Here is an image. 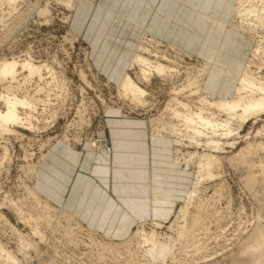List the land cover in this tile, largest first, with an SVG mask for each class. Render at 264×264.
<instances>
[{
    "label": "rangeland",
    "instance_id": "obj_1",
    "mask_svg": "<svg viewBox=\"0 0 264 264\" xmlns=\"http://www.w3.org/2000/svg\"><path fill=\"white\" fill-rule=\"evenodd\" d=\"M63 1L22 0L18 11L6 15L5 24L0 25V59L12 57L26 59L30 56L34 63L47 64L53 68V71L45 69L42 78L35 75L25 81L22 77L28 73L22 72L18 76L19 82L14 84L19 95L33 96L34 129L17 127L18 134L0 136V204L6 201L0 209V215L2 214L0 246L14 253L20 264H110L115 262L110 255L107 261L97 260L99 244L95 246L91 239H88L90 238L88 232L96 231L95 234L100 238L92 234L94 238L97 237L98 240L107 243H122V240L127 239L137 230L138 224L132 227L128 236L125 234L126 236L119 238V236H111L114 235V231L93 228L76 216L82 225V228L77 230L75 222L68 223L60 217L45 223L41 218L42 209L38 201L29 192L32 188L37 189L35 186L37 179L33 171L35 167H41L45 162L42 159L43 155L47 156L49 150L57 143L88 153L92 143L100 144L106 139L110 141L109 133L111 135L112 130L109 120L111 119L125 117L129 118V121L144 120L150 135L152 133L150 120L153 115L155 117L161 114L170 99L172 85L154 79L148 87L149 97L154 104L145 107L130 105L117 91L118 79L110 76L113 73L112 68L109 69L106 61L102 67H98L96 63L97 55L105 49L102 46H105L106 35L103 31V20L96 19L95 10L104 15H109V12L95 2L92 6H88L85 2H97V0H71L72 7H68ZM104 1L107 0H98L99 3ZM79 3L82 6L80 10L77 8ZM134 3L136 6L141 2L136 0ZM234 3L235 0L225 14L224 19L227 23ZM42 9H47L46 15L39 13ZM200 13L206 14L202 9ZM98 21L101 24L99 30L97 25H94ZM119 22L114 26L123 25L125 20ZM131 26L133 28L131 27L129 32L136 36L133 32L135 27L132 24ZM230 28L232 26L226 27L231 35H226L225 47L214 46L212 41L203 53V57L146 32L140 34L134 53L142 37L146 36L160 42L159 49L157 48L159 52H166L168 56L172 55L171 58L179 55V60L185 65L187 63L199 66L204 57L210 58L211 50H214L216 55L220 52L225 58L227 57L226 63H223L230 66L233 71H230L229 75L226 71L223 77L219 78L215 74H223V71L214 73V68L210 74L212 79L206 81L209 86H205V90L212 97H231L239 76L251 57L256 40L243 32L238 31L241 35L235 34ZM116 33L118 35L119 30ZM93 36H95L94 43ZM107 43H109L107 46H113L114 49L120 46L113 39L108 40ZM129 47L127 44L118 47L121 55L126 57L131 48ZM175 48L181 52L177 53ZM236 54H242L243 58L240 59L241 55L235 57ZM216 58L215 56L214 59ZM81 73L85 74L89 85L82 79ZM129 73L135 77L134 71L130 70ZM0 93H6L1 86ZM3 109V103L0 101V110ZM138 128L133 130H140ZM240 131L239 135L236 134L229 139L231 143L234 140L232 146L229 141L230 144L224 145V151L215 153L221 158L220 167L215 169L216 175H219L204 182L202 188H205H201L199 197L196 196L195 205L190 206L188 224L192 221L191 216L200 217L199 224L194 228V239L192 238L194 243L177 241L173 247L174 251L172 250L173 254L166 264H253L250 256L242 249L250 234L252 235L257 227H264V150L259 146L264 144V114L245 122ZM156 141H151L150 145L160 147L159 149L153 147L151 151L157 153V166L161 173L158 192L161 196L156 203L151 200L157 207L155 212V218L159 220L157 222L164 224V227L158 231L170 235L173 233L174 238H177L176 234L168 229L177 214L168 216L167 212L171 209L174 211L180 209L183 202L180 198L181 190L189 188L194 176V168L190 167L189 171H185V166L175 159V146L168 142L164 146L162 142ZM163 149L167 154H163ZM187 150L194 151L196 148L189 147L184 151ZM199 150L202 151L201 148ZM240 153H249V161L245 163L240 162L239 159L231 161L232 157ZM91 154L102 155V153ZM39 194L44 199L47 198L40 192ZM46 200L55 207H61L48 198ZM197 204L204 206L199 205V207ZM152 221L142 222L146 224L147 231L150 230L149 224ZM37 230L39 233L36 232ZM80 240L85 241V244ZM21 243L27 246L22 248ZM137 243L138 239L137 241L135 239L133 248H136ZM21 248L23 253L20 251ZM1 256L2 253H0V263L3 260ZM126 257L127 254L121 256L116 263L126 264L124 261Z\"/></svg>",
    "mask_w": 264,
    "mask_h": 264
},
{
    "label": "bare ground",
    "instance_id": "obj_2",
    "mask_svg": "<svg viewBox=\"0 0 264 264\" xmlns=\"http://www.w3.org/2000/svg\"><path fill=\"white\" fill-rule=\"evenodd\" d=\"M21 2L22 0H0V25L5 24L6 15L18 11ZM63 2L68 7H72L71 0H64ZM116 3L120 5L122 2L117 1ZM47 12V9L39 10L41 15H46ZM229 25L236 31L243 32L256 40L251 57L240 74L238 84L231 97H212L210 93L206 92L205 86L208 85L206 81L211 79V63L202 61L199 66L182 64L184 62L179 60V55L171 58L172 55L171 57L168 56L165 51V53L159 52L160 42L153 37H142L136 52L127 64L126 70L120 75L117 73L123 69V66L120 67V70L115 66L119 54L117 49L106 45L103 46L104 51L98 54L96 59L98 67L104 66L106 61L109 69L112 68L113 73L111 75H115L114 78L118 79L117 91L130 105L145 107L154 104L149 97L148 90L154 79H160L162 82H169L172 85H170V99L161 114L155 117L153 115L150 120L152 133L149 136L152 140L173 144L175 146V159L185 166V171H189L190 167L194 168V176L189 188L181 190L180 198L183 202L180 209L170 212V215H177L168 229L172 230L177 238H174L173 233L170 235L159 232L158 229L163 228L164 224L157 221H152L149 224L151 225L149 231L146 230V224L138 223L137 230L133 231L127 239L122 240V243H107L98 240L100 237L95 234L96 231L94 233L90 230L88 232L90 238L88 237V239H91L95 246L99 244L97 247L100 250H96L98 261H107V257L110 255L115 261L110 264H117L119 258L127 254L124 260L126 264H166L173 254V247L177 241L187 242V244L188 242L194 243L192 241L195 233L194 228L199 224L200 217L195 215L192 218L191 216V224H188L187 219L191 214L190 206L194 204L204 182L219 175H216L215 169L220 167L221 158L215 153L224 151V145L230 144L229 139L241 133L240 129L245 122L264 114V0H237ZM121 34L123 31L120 32L119 37H115L116 41H120ZM110 35L111 37L115 36L112 32ZM176 51L179 53L180 50L176 49ZM45 69L53 71V68L47 64L34 63L30 56L26 59L20 57L0 59V86L6 91L5 94L0 93V101L4 106V109L0 110V136L18 134L17 127L23 126L34 129L35 102L33 96L19 95L14 84L19 82L18 76L22 72L28 73L22 77L25 81L35 75L42 78ZM130 70L131 72L134 71L135 77L129 73ZM81 74L82 79L89 85L85 74ZM223 139L227 141L223 142ZM103 146L106 148L104 149ZM259 146L264 150V144ZM189 147H195L196 150L184 151ZM200 148L202 151L199 150ZM5 151H7L6 148ZM88 153L111 155L110 141L106 139L100 144L92 143ZM249 155V153H240L232 157L231 161L239 159L240 162L245 163L249 161ZM42 159L44 161L46 155H43ZM40 168L35 167L33 171L35 179H38L37 175ZM186 176L189 177L188 173ZM29 192L38 201L42 209L41 218L45 223L60 217L68 223L75 222L76 230L82 228L80 221L72 213L62 207H55L49 200H46L47 198L44 199L37 189L32 188ZM151 202L152 205L156 206L152 200ZM5 204L6 201H3L0 204V209ZM199 205L204 206L203 204ZM199 205L197 204V206ZM260 227H257L252 235L250 234L242 249L250 256L253 264H264V227ZM36 232L39 233L38 230ZM92 234L98 238H94ZM135 239L136 241L138 239V243L136 248H133ZM23 246L27 245L21 243L22 248ZM0 253L3 257L0 264H20L17 256L2 246H0ZM23 256L27 257L25 254Z\"/></svg>",
    "mask_w": 264,
    "mask_h": 264
},
{
    "label": "crops",
    "instance_id": "obj_3",
    "mask_svg": "<svg viewBox=\"0 0 264 264\" xmlns=\"http://www.w3.org/2000/svg\"><path fill=\"white\" fill-rule=\"evenodd\" d=\"M116 1L85 2L88 6L94 5L95 2L109 12V15H104L95 10L96 19L103 20L105 46L111 39L118 42L115 37H119L120 32L123 31L118 44L120 46L127 44L131 47L126 57L121 55L118 48L120 46L117 47L119 54L115 66L119 70L123 66L117 75L126 70L136 42L144 32L200 57H203V53L212 41L214 46L225 47L226 35H231L226 27H230L229 23L237 2L235 0L227 23L224 19L225 14L228 8L232 7L230 4L234 0L232 2L231 0H140L141 3L136 6L134 3L136 0H118L122 2L120 5ZM79 5L78 10L82 8ZM201 9L205 10L207 15L201 14ZM124 20L123 25L114 26L116 22L121 23ZM131 24L135 27L133 32L136 36L129 32ZM94 25H97L99 30L100 21L95 22ZM230 29L235 34H240L235 29ZM117 30H119L118 35ZM110 32L115 36L111 37ZM93 38L95 40V36L92 37L94 43ZM234 56L243 58L242 54ZM209 57V59L204 57L202 61L211 63V71L214 68V73L223 71V74H215L216 77L222 78L226 71H228L227 75L233 71L225 64L227 57L225 58L222 53L216 55L215 51L211 50ZM110 76L113 79L115 77V75ZM128 119L124 117L109 120L112 130L111 135L109 133L110 144L112 143L111 155H92L59 143L55 144L47 153L35 184L41 194L87 225L99 230L103 228L114 231V235L111 236H119V238H123L125 234L128 236L132 227L138 223L148 220L159 221L155 218L157 207L152 205L151 199L156 203L161 196L158 192L161 173L157 166V153L151 151L153 147L158 149L160 147L150 145L154 140L149 138L144 120L129 121ZM137 128L140 130L134 131ZM164 153L167 154V151L164 150ZM171 210L167 212L168 216Z\"/></svg>",
    "mask_w": 264,
    "mask_h": 264
}]
</instances>
